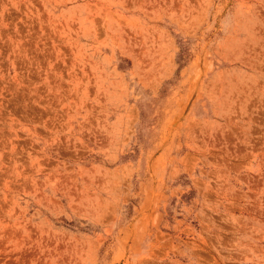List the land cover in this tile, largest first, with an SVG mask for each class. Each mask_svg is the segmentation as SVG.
Wrapping results in <instances>:
<instances>
[{
	"label": "rangeland",
	"instance_id": "obj_1",
	"mask_svg": "<svg viewBox=\"0 0 264 264\" xmlns=\"http://www.w3.org/2000/svg\"><path fill=\"white\" fill-rule=\"evenodd\" d=\"M0 264H264V0H0Z\"/></svg>",
	"mask_w": 264,
	"mask_h": 264
}]
</instances>
